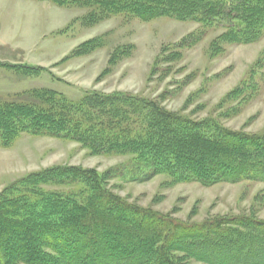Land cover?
I'll return each instance as SVG.
<instances>
[{
    "label": "trees",
    "instance_id": "obj_1",
    "mask_svg": "<svg viewBox=\"0 0 264 264\" xmlns=\"http://www.w3.org/2000/svg\"><path fill=\"white\" fill-rule=\"evenodd\" d=\"M32 1L84 9L81 21L87 27L113 16L199 24L179 50L192 48L212 28L222 31L211 42L213 55L224 44L249 45L264 37V0ZM100 47V39L86 41L63 60ZM125 55L117 49L103 74ZM180 57L179 51L170 60ZM3 65L25 76L45 72ZM263 75L264 51L247 78L221 99L218 107L225 110L218 117L234 116L254 100ZM24 134L73 141L90 155L130 157V176L163 175L171 185L264 181V132L233 131L214 117L195 120L126 92L87 91L74 101L50 89H32L0 101V148L11 147ZM113 172L54 166L5 187L0 192V264H264V220L181 221L114 193L107 186Z\"/></svg>",
    "mask_w": 264,
    "mask_h": 264
},
{
    "label": "rangeland",
    "instance_id": "obj_2",
    "mask_svg": "<svg viewBox=\"0 0 264 264\" xmlns=\"http://www.w3.org/2000/svg\"><path fill=\"white\" fill-rule=\"evenodd\" d=\"M85 14L84 9L48 2L0 0V101L14 100L32 89H50L74 101L87 91L126 92L195 120L214 117L233 131L264 132V83L259 95L241 105L236 115L218 117L225 110L218 107L221 99L247 78L261 57L264 37L249 45L224 44V50L213 55L210 45L221 34L218 29L207 30L192 48L179 50V43L199 24L113 16L87 27L81 21ZM94 39L102 40L98 50L63 60L74 48ZM117 49L126 55L103 74ZM179 51L181 57L171 61L170 55ZM3 64L43 67L45 72L25 76ZM54 166H79L100 173L114 170L107 182L110 190L129 203L181 221L223 216L264 220V181L171 185L163 175L130 176V157L90 155L73 141L27 134L11 147L0 148V192L27 174Z\"/></svg>",
    "mask_w": 264,
    "mask_h": 264
}]
</instances>
